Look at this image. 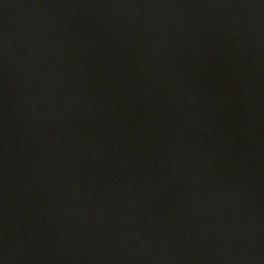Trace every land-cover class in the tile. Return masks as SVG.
Returning a JSON list of instances; mask_svg holds the SVG:
<instances>
[{
	"label": "water",
	"instance_id": "95a60500",
	"mask_svg": "<svg viewBox=\"0 0 264 264\" xmlns=\"http://www.w3.org/2000/svg\"><path fill=\"white\" fill-rule=\"evenodd\" d=\"M2 264H264V0H0Z\"/></svg>",
	"mask_w": 264,
	"mask_h": 264
},
{
	"label": "clouds",
	"instance_id": "9594fccd",
	"mask_svg": "<svg viewBox=\"0 0 264 264\" xmlns=\"http://www.w3.org/2000/svg\"><path fill=\"white\" fill-rule=\"evenodd\" d=\"M0 264H2V262H0Z\"/></svg>",
	"mask_w": 264,
	"mask_h": 264
}]
</instances>
